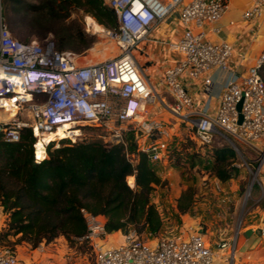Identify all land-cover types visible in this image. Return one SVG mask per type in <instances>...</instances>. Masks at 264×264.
Segmentation results:
<instances>
[{
  "label": "built area",
  "instance_id": "built-area-1",
  "mask_svg": "<svg viewBox=\"0 0 264 264\" xmlns=\"http://www.w3.org/2000/svg\"><path fill=\"white\" fill-rule=\"evenodd\" d=\"M263 3L264 0H254V6L246 10L244 16L261 13ZM107 4L115 11L117 25L105 27L102 33L118 44L119 52L93 60L88 59L84 51L59 49L52 34L43 39H20L8 25L0 0V136L7 141H18L21 129L31 127L37 138L35 155L41 160L53 141L59 144L63 139L85 140V124L103 128L105 142L127 146V132L137 129L142 122L139 149L151 161H158L168 157V143L163 138L171 135V130L162 119L144 122L140 114L146 103L161 99L201 145H212L218 135L262 141L261 146L252 147L261 153L263 162L264 78L261 68L264 48L247 74H235L226 81L214 115L194 109L193 98L179 79L185 70H189L190 76L198 77L214 68H227L231 43L208 39L203 25L221 18L228 3L225 0H108ZM179 5L182 6L181 20L187 28L177 42L170 44L180 57L165 70L163 83L173 97V101L168 102L155 93L138 64L135 49L142 48L150 28ZM211 81V77H207L206 82ZM67 123L69 126H65ZM61 127L66 132L64 136L59 133ZM45 132L55 135L50 141L44 140V156L40 157L37 145L44 139ZM234 146L238 149L236 144ZM128 156L135 160L133 153L128 152ZM81 211L88 232L80 240L87 239L92 247L94 260L90 264H208L217 258L229 264L242 263L236 258L237 235L214 244L196 226L177 234L153 237L131 226L124 232L123 240L114 244L107 241L110 232L106 228V217L86 207ZM44 251V244L34 247L30 262L21 263L16 248L0 246V264H39Z\"/></svg>",
  "mask_w": 264,
  "mask_h": 264
},
{
  "label": "trees",
  "instance_id": "trees-1",
  "mask_svg": "<svg viewBox=\"0 0 264 264\" xmlns=\"http://www.w3.org/2000/svg\"><path fill=\"white\" fill-rule=\"evenodd\" d=\"M72 4L83 6L101 23L117 25L114 9L104 0H2L10 28L9 8L25 18L27 33L20 39L30 40L33 34L43 39L54 31L59 49L82 52L91 43L84 33L63 32L67 27L62 20L69 16ZM58 22L60 28L54 26ZM261 74L264 78V65ZM36 139L31 127L21 129L18 141L0 136V205L9 215L7 225L0 231V243L9 241L12 235L18 236L16 243L26 241L33 247L61 235L74 242L89 243L87 239L80 240L88 232L82 207L103 214L108 232H127L131 226L138 232H161L164 221L152 195L168 180L139 149L134 130L126 134L127 146L98 139H63L60 145L51 142L41 160L34 151ZM128 152L135 155V160ZM211 153L212 169L219 179L226 181L240 173L233 145L214 146ZM129 177L135 178L134 185ZM194 197L192 186L182 192L177 200L181 213L189 210Z\"/></svg>",
  "mask_w": 264,
  "mask_h": 264
},
{
  "label": "rangeland",
  "instance_id": "rangeland-1",
  "mask_svg": "<svg viewBox=\"0 0 264 264\" xmlns=\"http://www.w3.org/2000/svg\"><path fill=\"white\" fill-rule=\"evenodd\" d=\"M107 1L104 0L105 4ZM70 9L69 16L62 20L67 27V29H63V32L84 33L87 39L91 41L90 45L83 50L88 59L97 60L100 49L104 48L105 44L116 47V54L119 52V46L115 41L109 40L104 33L94 32L90 28L86 17L88 15L94 16L93 14L77 4H72ZM94 18L97 19L95 16ZM8 20L13 34L19 38H25L27 32L24 28L25 18H23V14L9 8ZM101 24L106 28L114 27ZM54 26L61 27L59 22ZM59 32H62V29H59ZM50 34L56 37V32L49 31L47 35ZM31 37L41 38L37 34H33ZM98 60L100 59L98 58ZM169 100L172 99L169 98ZM159 108L165 111V114L158 119L163 120L164 125L169 127L172 134L163 138L168 143V157L151 161L157 172L168 180L166 185L157 186L152 195V199L157 204L164 221L162 230L158 235H173L190 226H196L201 228L206 236L216 244L225 239L229 240L236 235L239 236L246 224L264 225V192H262L259 183V171L262 165L261 153L246 143L245 140H240L231 135L230 138L238 146L236 150L240 173L223 181L213 172L211 152L214 146L228 143L233 145L231 140L226 136L218 135L215 136L212 145L203 146L190 136L185 123L173 116L161 102ZM145 110H141V115L146 112ZM135 124L137 123L134 122ZM139 126L144 127V124L141 122ZM139 126L137 129H130L135 131L137 140L141 135L138 134V131L143 130ZM83 130L87 134L85 140L105 141L103 128L85 124ZM53 142L55 145L61 144V141L59 144L58 141ZM128 181L132 185L135 184L134 177H129ZM190 186L195 191L194 201L187 212L181 213L177 206V200L182 192ZM8 217V213L0 205V231L7 225ZM143 233L148 237L155 235L149 230H145ZM242 240L243 237L238 241V251ZM16 241H19L18 236L12 235L9 241H2L0 246L14 244L21 263H25L24 261L29 263L30 253L34 247L26 241L20 243H16ZM51 242H53L51 250L57 253V256L53 255L54 257L47 260L42 254L39 264H45L49 260H51L50 264H90L94 260L92 247L89 243H82L79 240L74 242L63 235ZM46 243L49 242L42 241L37 246ZM238 251L236 258L242 262L241 264H249L250 260L255 258L254 255L246 258L239 257ZM258 258L260 259L254 264H264V252L263 256ZM259 260L263 261L260 262ZM46 264L49 263L46 262Z\"/></svg>",
  "mask_w": 264,
  "mask_h": 264
},
{
  "label": "crops",
  "instance_id": "crops-1",
  "mask_svg": "<svg viewBox=\"0 0 264 264\" xmlns=\"http://www.w3.org/2000/svg\"><path fill=\"white\" fill-rule=\"evenodd\" d=\"M228 9L225 14L215 22H207L203 25L206 37L213 41L226 40L232 45V53L227 60V68H214L203 72L198 77H192L189 70L180 74V81L187 88L193 98V107L199 111H207L214 115L221 102L222 92L226 81L235 74L245 75L251 65L264 48V3L261 13L252 17H245L244 12L254 6V0H225ZM182 6L179 5L167 16L158 20L149 30L147 38L142 42V48L135 49V56L156 94L165 98L168 102L173 101V97L167 86L164 85L165 70L173 65L180 57V54L171 48L172 42H177L186 31L187 26L181 20L180 12ZM211 77V83H207V77ZM171 98L172 100H169ZM161 99L154 103H146L144 114H140V119L148 121L153 118L164 116L159 106ZM165 105V104H164ZM166 107V106H165ZM167 109V108H166ZM164 110V109H163ZM250 146H261L262 141H246ZM260 186L264 192V161L260 167ZM262 224H246L238 236V241L243 237L239 247V257L255 256L249 264L258 262V257L263 256L264 234H262ZM250 231V233H247ZM124 232L117 230L110 232L107 236L109 243H119L123 240ZM53 242L44 244L43 256L48 258L57 256L53 250ZM54 255V256H53ZM260 261V260H259ZM263 261V260H261ZM260 261V262H261ZM50 264L51 260L46 261ZM45 262V264H46ZM208 264H229L223 258H217Z\"/></svg>",
  "mask_w": 264,
  "mask_h": 264
},
{
  "label": "bare ground",
  "instance_id": "bare-ground-1",
  "mask_svg": "<svg viewBox=\"0 0 264 264\" xmlns=\"http://www.w3.org/2000/svg\"><path fill=\"white\" fill-rule=\"evenodd\" d=\"M86 20H87V23L88 25L90 26V28L94 31V32H99V33H102L103 30H105V27L103 25H101L93 16L91 15H88L86 17ZM109 49V51H108ZM94 50H96V48H94ZM110 50H112L113 52H111ZM116 52H117V48L114 47V46H106L105 44V47L100 49V54L98 56L99 59L101 58H105V57H112L114 55H116ZM97 58V60H98ZM65 126H69V124L67 123ZM59 133L61 134V136H64V134L66 133L65 130H64V127H61L59 129ZM55 135V133H52V132H45L43 133V138H41V140L38 142V145H37V154L42 157L44 156V140H47V141H50L52 140Z\"/></svg>",
  "mask_w": 264,
  "mask_h": 264
},
{
  "label": "water",
  "instance_id": "water-1",
  "mask_svg": "<svg viewBox=\"0 0 264 264\" xmlns=\"http://www.w3.org/2000/svg\"><path fill=\"white\" fill-rule=\"evenodd\" d=\"M241 106H242V101L239 102V104H238V108L241 109ZM242 118H243V116H242V114H241V115H240V121H242ZM138 134H142V131L139 130V131H138ZM230 140H231V139H230ZM231 142H232L233 145L235 144L232 140H231ZM234 147H235V146H234ZM247 233H250V231H247Z\"/></svg>",
  "mask_w": 264,
  "mask_h": 264
}]
</instances>
